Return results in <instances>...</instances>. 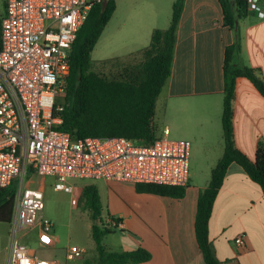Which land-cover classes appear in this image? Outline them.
I'll list each match as a JSON object with an SVG mask.
<instances>
[{"label":"crops","instance_id":"obj_1","mask_svg":"<svg viewBox=\"0 0 264 264\" xmlns=\"http://www.w3.org/2000/svg\"><path fill=\"white\" fill-rule=\"evenodd\" d=\"M114 2V13L96 44L104 55V73L109 76L145 61L153 32L169 27L175 0ZM3 14L4 9L0 18ZM238 28V62L264 81V18L248 10L238 20ZM233 43L234 32L223 23L219 0H184L170 77L156 101V130L162 134L161 129L167 127L168 137H186L207 151L210 175L224 151L223 67L225 50ZM232 108L235 147L254 161L257 145L264 142V98L249 80L239 77ZM157 120L162 124L159 130ZM41 179L37 188L44 191L46 178ZM190 181L182 199L137 193L132 183L104 181L108 220L111 217L119 223L120 236L113 242L116 252L142 247L151 259L141 264H205L195 236V218L199 193L209 181L203 185ZM34 231L38 245V232ZM242 234L244 247L236 248L234 239ZM208 236L220 264H264V194L236 163L228 167L214 200ZM53 247L54 236L53 245L45 250ZM8 256L0 264H6Z\"/></svg>","mask_w":264,"mask_h":264},{"label":"built area","instance_id":"obj_2","mask_svg":"<svg viewBox=\"0 0 264 264\" xmlns=\"http://www.w3.org/2000/svg\"><path fill=\"white\" fill-rule=\"evenodd\" d=\"M99 0H5L0 18V193L13 187L6 264H59L38 257L23 242L38 232V248L53 245V223L37 218L44 193L36 178H53L54 190L76 207L82 189L71 180L187 186L190 144L173 140L164 127L151 143L124 137L72 139L62 124L69 56L92 4ZM264 18L261 0H241ZM113 228L119 224L107 220ZM245 236L234 239L243 248ZM85 250L65 249V259L82 260Z\"/></svg>","mask_w":264,"mask_h":264},{"label":"trees","instance_id":"obj_3","mask_svg":"<svg viewBox=\"0 0 264 264\" xmlns=\"http://www.w3.org/2000/svg\"><path fill=\"white\" fill-rule=\"evenodd\" d=\"M184 0H175L169 27L155 30L151 44L145 50L146 59L138 66L123 69L113 77L101 76L92 70L91 54L106 24L115 10L114 0L94 2L85 21L77 32L69 56V74L59 130L72 139L87 137H124L151 143L158 138L154 125L158 96L170 77L176 30ZM223 11V23L234 32V43L225 50L224 98L221 116L224 151L212 169L210 180L200 191L195 218V236L205 264H220L208 236V226L214 200L221 188L227 169L238 164L249 178L258 184L264 194V142L257 145L254 161L249 160L234 144L233 108L235 83L239 77L251 82L264 98V81L253 69L240 65L239 28L236 22L248 11L241 0H219ZM186 187L155 184H136L137 193L182 199ZM13 187L0 193V222H10L13 211ZM79 207L89 213L91 237L95 244L97 259L81 264H141L151 259V254L139 247L132 251L116 252L102 245L105 235L115 229L102 221V205L94 184L82 187ZM109 220L118 223L117 219ZM119 224V223H118Z\"/></svg>","mask_w":264,"mask_h":264},{"label":"rangeland","instance_id":"obj_4","mask_svg":"<svg viewBox=\"0 0 264 264\" xmlns=\"http://www.w3.org/2000/svg\"><path fill=\"white\" fill-rule=\"evenodd\" d=\"M5 0H0V16L4 9ZM92 70L101 76L113 77L118 75L121 70H115L113 75L109 76L104 73L103 63L104 55L101 52L100 46H95L92 54ZM119 66L120 64H115ZM158 121V120H157ZM160 121V120H159ZM158 121V130L162 128V124ZM162 132V129H161ZM157 136L162 137V134L157 131ZM173 140H186L190 144L189 152V179L190 182L194 181L197 184H207L210 179L208 171V163L206 161L207 151L201 149L197 143H193L188 138L183 136L169 137ZM206 154V155H205ZM110 184L112 182H109ZM44 206L43 210L38 213L37 218H47L53 223V236L55 237V247L45 250L38 248L35 240V231H31L23 240L27 245L35 250L38 257L42 259H53L58 261L59 264H81L84 261L94 262L97 259V253L95 250V244L91 237V225L92 222L89 217V213L82 210L79 204L73 207L70 204V196L64 192H57L54 190V179L46 178L44 180ZM70 184L77 188L82 189L86 184H94L99 192L103 214L102 221L108 220L107 215V192L108 187L106 183L101 180H71ZM42 185V179L36 178L33 187H39ZM9 224L0 222V262L9 254V238H8ZM120 236V230L115 229L111 234L105 235L102 240V245L107 248H115L116 238ZM70 246H78L85 250V254L82 260L67 261L65 259V249ZM113 246V247H111ZM113 250V249H110Z\"/></svg>","mask_w":264,"mask_h":264},{"label":"water","instance_id":"obj_5","mask_svg":"<svg viewBox=\"0 0 264 264\" xmlns=\"http://www.w3.org/2000/svg\"><path fill=\"white\" fill-rule=\"evenodd\" d=\"M236 25H238V22H236Z\"/></svg>","mask_w":264,"mask_h":264}]
</instances>
